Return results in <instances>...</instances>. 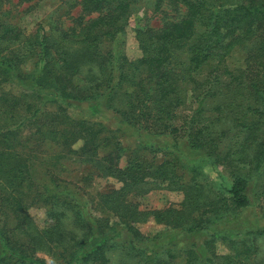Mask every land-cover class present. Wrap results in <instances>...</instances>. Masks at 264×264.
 <instances>
[{
	"label": "trees",
	"instance_id": "16d2710c",
	"mask_svg": "<svg viewBox=\"0 0 264 264\" xmlns=\"http://www.w3.org/2000/svg\"><path fill=\"white\" fill-rule=\"evenodd\" d=\"M143 2L185 13L139 28L142 57L131 61L126 29ZM8 4L0 0V264H111L124 230L131 264H177L180 254L185 264H264V227L242 219L251 190L264 199V0H75L70 27L51 18L31 35ZM84 105L112 112L117 127L73 118ZM211 161L226 166L228 183L204 176ZM70 162L94 172L71 182ZM95 174L121 187L91 197ZM166 184L182 194L178 208L133 203ZM35 206L48 213L43 228ZM107 214L123 227L97 231ZM151 218L203 241L147 239L134 225Z\"/></svg>",
	"mask_w": 264,
	"mask_h": 264
},
{
	"label": "rangeland",
	"instance_id": "374dc122",
	"mask_svg": "<svg viewBox=\"0 0 264 264\" xmlns=\"http://www.w3.org/2000/svg\"><path fill=\"white\" fill-rule=\"evenodd\" d=\"M17 1L18 0H10V4H8L7 8H12L11 14H15L17 16L16 22L19 23V25L24 29V32L27 35H31L32 33H34L36 27L39 24L43 25L45 29L48 30L51 26V18H54L57 21H61V23L66 27H70L74 22L73 18H77L79 14V8L75 5L73 6L75 0H43L37 6H35L33 10L30 11H28L27 9L29 4H23V6L18 5L17 7L12 6ZM22 11H24V13L20 14V12ZM25 11L28 12L25 13ZM184 13L185 10L183 9L179 12H176L171 8H167L164 14H157L153 13V11L150 10L149 6H146L144 2L139 4L136 8V11L131 16L126 29L125 54L127 58L131 61H135L142 57V52L136 40V32L139 28L153 27L159 29L163 24H165V21H167L168 19L172 20L171 18H176L180 14ZM165 15L170 18L164 19L166 17ZM233 62H235V64L241 65V55L237 54L234 57ZM70 114L75 119H86L90 122H100L104 126H106L107 129H115L117 127L114 115L109 111L103 110V112H98V110L93 108L90 109L88 106L84 105L80 109H71ZM117 136L122 141L124 146L128 149L132 148L135 143V140L133 138H128V136L122 132H117ZM76 147L79 148L80 145L78 144ZM157 157L159 158L158 161L162 163V153H159ZM129 160L130 157L128 156V153H125L119 160L120 167L122 169L126 168L128 166ZM69 165L71 166V169L69 168ZM69 165L67 163L66 166L72 172L67 176V180L74 183H79L80 185L82 184L81 180L83 177L87 176L89 173L94 172L92 166L85 162H70ZM204 172V176H206L209 180H212L213 183H221V180H223L224 183H228L230 180V175L227 171L226 166L219 163L215 164L211 161V164L207 165ZM94 176L95 177L94 181L92 182V188L87 189H92V192L90 194L91 197H94L98 191L103 192L108 191L109 189H118L121 187V182L117 179L101 178L97 177V174H95ZM166 186L167 184L163 185V187L158 190H154L148 193L142 198H134L133 203L139 204L141 210L148 211H163L168 208H178L183 200L182 194L171 191L167 189ZM70 187L74 188V186ZM76 191H78V189H76ZM250 197L252 206L242 213V219L245 220L248 224H252L258 227H264V199H262V197L260 196V192L257 188L251 190ZM85 202H88V198L86 197ZM29 212L39 228L45 227L48 213L44 207L35 206L31 208ZM91 213L94 217H98L97 213H95L92 209L88 210V214ZM106 216L107 221H103V223L99 222L94 226L97 231L102 230L100 228L106 227L107 224H109V228L117 227L121 229L123 227V225L119 223L118 218L114 217L111 214H107ZM109 220L110 223H108ZM134 226V228H136L141 235L147 237V239H153L158 234H163V242H183V245H185L188 242L201 243L203 241L201 240V237L199 235L188 238L185 236V233H181L180 230L171 231L170 228L166 227L165 224L160 222V219L157 220L156 218H151L147 222L139 223ZM117 240L118 243L116 244L115 248L111 252H109V257L112 260L111 264H131V259L129 260V257L125 254L127 252L125 250L126 246H128V234L126 233V230L123 231L121 238H118ZM217 250L219 254L228 253V244L219 238L217 240ZM180 255L181 256L178 258L177 264H185L184 255ZM41 257L46 258L48 264L53 262V260L47 258L46 256Z\"/></svg>",
	"mask_w": 264,
	"mask_h": 264
}]
</instances>
